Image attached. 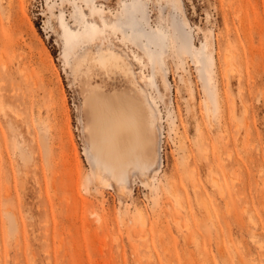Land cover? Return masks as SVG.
I'll return each mask as SVG.
<instances>
[{
    "label": "rangeland",
    "instance_id": "374dc122",
    "mask_svg": "<svg viewBox=\"0 0 264 264\" xmlns=\"http://www.w3.org/2000/svg\"><path fill=\"white\" fill-rule=\"evenodd\" d=\"M109 47L153 152L86 128ZM0 264H264V0H0Z\"/></svg>",
    "mask_w": 264,
    "mask_h": 264
},
{
    "label": "bare ground",
    "instance_id": "6f19581e",
    "mask_svg": "<svg viewBox=\"0 0 264 264\" xmlns=\"http://www.w3.org/2000/svg\"><path fill=\"white\" fill-rule=\"evenodd\" d=\"M157 29L164 37L166 36L164 31ZM81 64H85L89 70L97 67L105 73H118L132 87L136 97V99L125 97L111 105L100 99L97 92L90 94L86 104L89 113L86 128L90 135L99 137L100 143L107 147L112 159L130 157L139 148L153 152L154 138L151 131L153 109L148 107L143 94L144 88L126 58L109 47L99 50L96 54L88 53L82 58ZM140 104L147 113V121L141 115ZM9 193L6 190L5 195Z\"/></svg>",
    "mask_w": 264,
    "mask_h": 264
}]
</instances>
